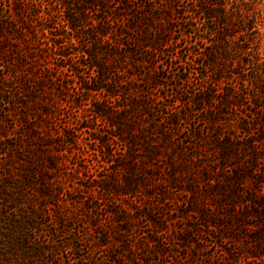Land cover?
I'll return each mask as SVG.
<instances>
[{
  "label": "trees",
  "instance_id": "1",
  "mask_svg": "<svg viewBox=\"0 0 264 264\" xmlns=\"http://www.w3.org/2000/svg\"><path fill=\"white\" fill-rule=\"evenodd\" d=\"M0 264H264L259 0H0Z\"/></svg>",
  "mask_w": 264,
  "mask_h": 264
},
{
  "label": "rangeland",
  "instance_id": "2",
  "mask_svg": "<svg viewBox=\"0 0 264 264\" xmlns=\"http://www.w3.org/2000/svg\"><path fill=\"white\" fill-rule=\"evenodd\" d=\"M259 1H260V7L263 8V11H264V0H259ZM185 4H186V2H184L183 5H185ZM182 10H183V8H181V11ZM181 21L182 20L173 21L172 30L170 32V37L174 41L175 48H176V51H177L178 55L180 57H182L183 59H187V56H186L187 53H189L190 51H194L195 49H199V46L197 44H195L194 42H192V44H190V46H189V44L187 43V40H188V42L190 40L195 41L197 39L196 37L198 35L194 34V37L192 36L191 38H185V36H183V34L181 33V29H182L181 27H183L185 25L186 19H183V22H181ZM196 41H198V40H196ZM53 50L54 49H52V51ZM197 61H199L198 58H197ZM85 71H87V70H84V72ZM76 81H77V79H76ZM75 98L77 100H79V103H81V106H80L81 108L80 109L77 108L76 112H75L74 109L73 110L71 109V110H72L73 115L75 114L77 116V120H79V122L81 123V124H79V126L83 125V127L81 128V130L83 131V134L81 136H82V143L84 145V143L88 142L87 140H84L85 137L88 136L87 133H86V131H88V129L85 127V125L86 126H90L91 123H92V118H91V115H90V108L92 106L93 101H92V98H91L90 94H85V95L82 96L80 93L79 94L77 93L75 95ZM71 110L69 111V114H71ZM8 141L11 142L12 140L9 139ZM85 147H86V150L89 149V145H86ZM91 152H92L91 150H88V152L86 154L87 157H89ZM76 165H77L76 162L74 163V160L73 161L71 160V163L69 162L67 164V172H71L70 171V167H72L74 169L76 167ZM100 169H101V167H99L97 170H100ZM96 174H98V171L96 172ZM69 176H71V175L69 174ZM66 182L67 183H71V181L68 180V179L66 180Z\"/></svg>",
  "mask_w": 264,
  "mask_h": 264
}]
</instances>
